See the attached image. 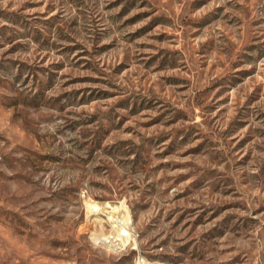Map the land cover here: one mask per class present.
I'll return each mask as SVG.
<instances>
[{"label": "rangeland", "instance_id": "1", "mask_svg": "<svg viewBox=\"0 0 264 264\" xmlns=\"http://www.w3.org/2000/svg\"><path fill=\"white\" fill-rule=\"evenodd\" d=\"M139 255L264 264V0H0V264Z\"/></svg>", "mask_w": 264, "mask_h": 264}, {"label": "bare ground", "instance_id": "2", "mask_svg": "<svg viewBox=\"0 0 264 264\" xmlns=\"http://www.w3.org/2000/svg\"><path fill=\"white\" fill-rule=\"evenodd\" d=\"M101 206H99V205H92L90 207L91 213L93 212V213H96L97 215L98 214H105V213L108 214V216H109L108 217V220L111 221V223L114 226V228L116 229V231L114 232V234H111L110 236H102V237H99L98 239H100L101 241L105 242V244H107V242H108V244L113 243L115 245H118L117 247H119V248L123 247L125 244L128 243L127 241L129 240V237L132 234L131 233L130 226H127L126 225V222H127V219H128V218H126L127 216L124 215V214H121V213H120V216H118V215L117 216H114L113 214H115V213L111 214L109 210H105ZM121 209H122L121 206H112L110 210L122 212ZM122 213H124V212H122ZM125 226L128 228L127 229L128 234L125 237H120L119 236L120 235V230H121V228H123Z\"/></svg>", "mask_w": 264, "mask_h": 264}, {"label": "built area", "instance_id": "3", "mask_svg": "<svg viewBox=\"0 0 264 264\" xmlns=\"http://www.w3.org/2000/svg\"><path fill=\"white\" fill-rule=\"evenodd\" d=\"M130 222L129 219H127V222H126V225L128 226V223ZM127 227H123V229L120 230V237H125L128 232H127ZM96 240H98V238H96ZM100 242H103V241H100ZM108 243V242H107ZM134 264H154L153 262L151 261H148L147 259H145L143 256H137V258L135 259L134 261Z\"/></svg>", "mask_w": 264, "mask_h": 264}]
</instances>
